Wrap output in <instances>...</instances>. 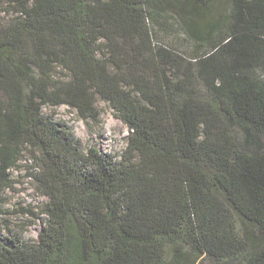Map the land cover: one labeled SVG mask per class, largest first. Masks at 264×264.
I'll return each mask as SVG.
<instances>
[{
  "label": "trees",
  "instance_id": "16d2710c",
  "mask_svg": "<svg viewBox=\"0 0 264 264\" xmlns=\"http://www.w3.org/2000/svg\"><path fill=\"white\" fill-rule=\"evenodd\" d=\"M12 1L20 14L0 22V203L28 151L47 221L37 240L6 242L0 227V264H264V0ZM170 17L213 48L199 65L206 95L167 76L180 57L149 24ZM56 69L70 77L52 80ZM97 95L130 129L121 161L83 150L43 112L97 118Z\"/></svg>",
  "mask_w": 264,
  "mask_h": 264
},
{
  "label": "rangeland",
  "instance_id": "374dc122",
  "mask_svg": "<svg viewBox=\"0 0 264 264\" xmlns=\"http://www.w3.org/2000/svg\"><path fill=\"white\" fill-rule=\"evenodd\" d=\"M14 4L12 0L11 2L0 0V22L9 23L13 18H17L20 9L15 8ZM219 4L227 10V13L232 9L229 1H222ZM172 22H174L173 18H168L167 26L163 29H158L152 21L149 24L158 32L154 42L180 57L178 60L173 58L168 62L167 76L173 83L190 85L195 87L198 94L206 95L208 88L199 73V65L204 57L213 51V48L207 42H193ZM259 35L264 38V27L260 29ZM230 36L228 35L226 39ZM98 54L100 57L103 56L102 52ZM256 67H259V70L264 69V47ZM31 74L37 78L40 72L34 66ZM50 75L55 81H64L70 77V73L64 69H56ZM95 104L99 113L97 118L82 117L76 109L65 104L58 107L45 105L43 112L46 116L69 127L75 137L81 141L83 150L87 151L93 147L109 155L116 162L121 161L123 152L128 146L130 129L115 115L110 104L99 95L96 96ZM237 133L239 134V130ZM31 166L32 157L30 152L26 151L17 167L11 170L14 183L4 194V201L0 203L1 236L6 242L13 238L14 233H21L26 240H37L47 221L45 214L47 198L37 190L36 181L31 176Z\"/></svg>",
  "mask_w": 264,
  "mask_h": 264
}]
</instances>
